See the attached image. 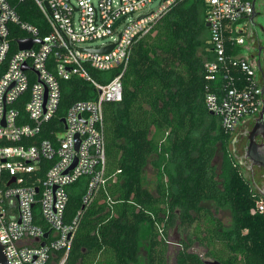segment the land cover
I'll use <instances>...</instances> for the list:
<instances>
[{"label":"built area","instance_id":"1","mask_svg":"<svg viewBox=\"0 0 264 264\" xmlns=\"http://www.w3.org/2000/svg\"><path fill=\"white\" fill-rule=\"evenodd\" d=\"M30 1L45 20L44 33L22 20L10 0H0V244L7 264H66L85 211L115 181L107 170L105 106L123 99L134 45L184 0H161L137 18L153 0ZM204 2L213 52L206 78L216 85L205 104L233 134L264 102L255 62L226 48L245 43L236 25L254 16L256 0ZM24 41L31 47L21 49ZM232 70L246 80H235ZM74 78L89 85L90 98L60 116L62 82ZM73 190L82 207L67 223ZM252 212H264V202Z\"/></svg>","mask_w":264,"mask_h":264},{"label":"trees","instance_id":"2","mask_svg":"<svg viewBox=\"0 0 264 264\" xmlns=\"http://www.w3.org/2000/svg\"><path fill=\"white\" fill-rule=\"evenodd\" d=\"M10 1L22 20L44 33L45 20L30 0ZM206 13L204 0L177 2L134 45L123 99L105 106L107 170L115 181L85 211L66 264H204L195 247L204 250L205 259L222 264H264V212H252L262 198L235 161L232 133L205 104L216 87L205 71L213 59ZM226 48L230 56L239 51L230 42ZM232 76L246 80L237 70ZM88 90L77 78L63 81L59 115L89 99ZM219 149L220 167L215 164ZM148 164L156 170L155 194L145 186ZM206 201L231 211L230 229L202 206ZM81 207V193L73 190L65 222ZM144 227L148 252L141 262Z\"/></svg>","mask_w":264,"mask_h":264},{"label":"crops","instance_id":"3","mask_svg":"<svg viewBox=\"0 0 264 264\" xmlns=\"http://www.w3.org/2000/svg\"><path fill=\"white\" fill-rule=\"evenodd\" d=\"M236 27L239 31V34L245 37V43L243 45H236L239 50L237 56L248 57L250 60L255 62L257 66H260L261 63L262 71L260 74H258V77L261 76V81L264 86V0H256L254 16L251 19L240 21ZM258 117L259 115L256 117L246 118L236 127L235 131L239 133L246 130ZM231 152L233 154V146ZM242 153L243 142L237 145L236 152L233 154V156L239 165L243 176L251 183L253 191L262 198V201H264V198L259 192V184H261L262 172L257 169L252 170L244 164H240V158H238L237 154H239L240 157V154Z\"/></svg>","mask_w":264,"mask_h":264},{"label":"rangeland","instance_id":"4","mask_svg":"<svg viewBox=\"0 0 264 264\" xmlns=\"http://www.w3.org/2000/svg\"><path fill=\"white\" fill-rule=\"evenodd\" d=\"M160 4H161V0H153L144 10L138 12L133 17L137 18L141 14H144V13L146 14L150 11H155L160 6ZM100 43L101 41H96L92 44V46L100 45ZM263 65H264V60H263ZM258 78L261 80V76H259ZM230 150H232V146H230ZM221 156H222V152H221V149H219L216 159H215V164L218 167H220ZM144 180H145V186L153 194H155L156 170L151 166V164H148V166L146 167L144 171ZM202 206L205 207L206 209H209L214 214H216V216L221 220L224 229L228 230L232 227V215H231V211L228 208H217L215 203L211 201L203 202ZM141 238H142V246L140 250V259H141V262H144L146 260L147 252H148L149 233H148L147 227L143 228ZM176 240H177V237L175 234H173L170 239L171 250L174 249L173 247H174ZM194 251L199 253L201 256L204 255V250L200 247H195ZM169 264H172V260L169 262Z\"/></svg>","mask_w":264,"mask_h":264},{"label":"water","instance_id":"5","mask_svg":"<svg viewBox=\"0 0 264 264\" xmlns=\"http://www.w3.org/2000/svg\"><path fill=\"white\" fill-rule=\"evenodd\" d=\"M121 21V19H119L115 26ZM206 27L209 28L210 24L206 23ZM32 45V42L30 41H24L21 42L20 44V48L24 49V48H30ZM106 51H110L109 49L103 50L100 53L106 52ZM27 67L24 66V69H26ZM263 93H264V88H263ZM256 125L255 128L253 129V131L251 133H249L248 137H247V145L244 148L245 153H249V154H255L258 158L261 159V164L260 167H262L264 169V142L258 140L257 138L259 137V132L262 125L264 124V102H263V107L261 109V112L259 114V117L255 119ZM62 123L64 124L65 128H66V122L65 119H62ZM264 137V134H263ZM48 236V233L45 235V237ZM203 259L204 264H222L221 262H219L218 260H214V259H205L204 256H201ZM0 264H7L6 259L4 257V253H3V246L0 244Z\"/></svg>","mask_w":264,"mask_h":264},{"label":"flooded vegetation","instance_id":"6","mask_svg":"<svg viewBox=\"0 0 264 264\" xmlns=\"http://www.w3.org/2000/svg\"><path fill=\"white\" fill-rule=\"evenodd\" d=\"M260 62V61H259ZM262 71V67H261V63L260 66H257V75L260 74ZM256 122L254 121L252 123V125L247 128L246 130L237 133L236 131L233 132V141H232V146H233V154H235L236 152V147L238 144H240L241 142H243V153L237 154L238 158H240V164H244L245 166H247L248 168L253 169H257L260 170L261 173V184H259V192L261 194V196L264 198V169L262 167H260L261 159L258 158L255 154H249V153H245L244 148L247 145V137L249 135V133H251L253 131V129L255 128ZM236 130V129H235ZM259 132V137L257 138L260 141L264 142V124L262 125L261 129ZM264 202V201H263Z\"/></svg>","mask_w":264,"mask_h":264}]
</instances>
